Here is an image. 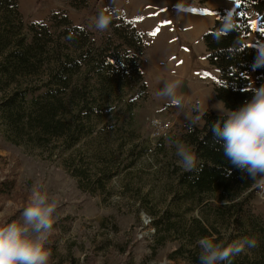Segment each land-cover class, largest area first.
<instances>
[{"label": "rangeland", "instance_id": "374dc122", "mask_svg": "<svg viewBox=\"0 0 264 264\" xmlns=\"http://www.w3.org/2000/svg\"><path fill=\"white\" fill-rule=\"evenodd\" d=\"M123 1L127 6L130 0ZM236 4V0H138L137 11L125 13L121 8L113 21L122 18L136 27L143 22L147 30L138 27L146 45L142 70L147 92L128 109L126 100L136 93L126 90L112 116L70 148L58 139L43 146L17 145L0 132V224L19 219L33 185L40 184L59 202L46 245L51 250L48 264H192L184 258H169L178 243H168L154 253L153 220L171 211L176 224L185 226L191 217L200 216L198 209L174 201L175 171L182 169L177 164L176 143L192 121L198 128L204 126L205 112L221 115L215 93L218 72L207 61L202 38L219 11L227 13ZM114 5L116 0H89L86 7L77 9L70 0H18L25 31L31 24L50 26L53 14L64 13L92 34L97 46L112 35V28L97 31L93 20ZM196 14L202 15L205 24L194 30L190 18ZM250 41L255 42L254 36ZM170 79L182 81L181 105L155 95ZM11 89L0 83V98ZM153 119L170 123L164 136H153ZM242 221L250 238L255 229L264 227V197L253 200ZM216 224L225 237L236 234L235 222Z\"/></svg>", "mask_w": 264, "mask_h": 264}, {"label": "trees", "instance_id": "16d2710c", "mask_svg": "<svg viewBox=\"0 0 264 264\" xmlns=\"http://www.w3.org/2000/svg\"><path fill=\"white\" fill-rule=\"evenodd\" d=\"M70 1L81 9L89 0ZM236 1L237 30L219 41L214 39L220 17L227 14L220 10L202 38L207 61L218 72L216 96L231 110L252 99L253 92L247 91L250 85L257 89L264 85V67L253 69L257 49L241 51L236 43L242 40L259 46L264 42V0ZM49 22L50 26L31 24L25 31L18 0H0V83L12 88L0 98V132L17 145L43 146L45 141L58 139L70 148L112 116L126 90L136 93L126 100L128 109L147 92L142 70L146 45L134 23L122 18L113 21L112 35L100 46L64 13L53 14ZM220 117L205 112L204 126L190 123L179 139L196 152L198 169L203 166L193 172L175 171L178 190L174 201L198 209L200 216L191 217L185 226L176 224L171 211L154 219V253L168 243H178L169 258L199 264L200 238L225 244L250 238L242 218L258 190L246 173L228 162L221 143L216 142L211 126ZM218 222H235L236 234L225 237ZM252 236L260 250L249 249L232 264H264V227L255 229Z\"/></svg>", "mask_w": 264, "mask_h": 264}, {"label": "clouds", "instance_id": "9594fccd", "mask_svg": "<svg viewBox=\"0 0 264 264\" xmlns=\"http://www.w3.org/2000/svg\"><path fill=\"white\" fill-rule=\"evenodd\" d=\"M120 12L121 9L115 5L105 9L94 18L92 26L97 31H107ZM237 17L234 8L223 18L220 17V26L214 33V39L219 41L236 31ZM236 43L240 45L241 51L255 47L257 56L253 69L264 67V42L259 46L246 44L242 40ZM181 85L180 79L165 80L155 95L174 105H181ZM247 91L253 92L252 99L238 109H228L222 102L216 106L223 119L220 117L211 129L216 142L221 143L224 157L231 165L246 173L253 187L258 190L257 195L264 197V85L258 89L250 85ZM199 119L197 116L196 120ZM175 154L178 166L184 171L201 170L203 165L201 163L198 169V157L190 145L177 142ZM58 203L57 197L50 196L43 185H33L30 200L19 219L0 224V264H48L51 250L46 245L57 221L55 213ZM197 245L200 248L199 264H232L236 256L258 247V242L254 237H245L225 244L202 237Z\"/></svg>", "mask_w": 264, "mask_h": 264}, {"label": "crops", "instance_id": "0c3cea01", "mask_svg": "<svg viewBox=\"0 0 264 264\" xmlns=\"http://www.w3.org/2000/svg\"><path fill=\"white\" fill-rule=\"evenodd\" d=\"M137 1L138 0H130V1H128L127 2V6L125 5V1H123V0H116V2H117V7L118 8H124L123 9V11L125 12V11H130V10H135V11H137V9L136 8H139L140 6H138L137 5ZM126 13V12H125ZM148 13H150V12H148ZM130 19H134L135 18V20H138V16H129V15H127ZM137 17V18H136ZM141 18H144V16H141ZM150 20H151V15H148V19H147V21H148V24L150 23ZM136 24H137V21H136ZM138 25V24H137ZM142 31H144L145 33H147V30L145 29V25L143 24V22L141 23V26L139 25L138 26ZM138 27H136L137 29H138ZM139 30V29H138Z\"/></svg>", "mask_w": 264, "mask_h": 264}, {"label": "built area", "instance_id": "2783aa9c", "mask_svg": "<svg viewBox=\"0 0 264 264\" xmlns=\"http://www.w3.org/2000/svg\"><path fill=\"white\" fill-rule=\"evenodd\" d=\"M170 123L161 119H153L151 122L152 134L155 138H160L171 128Z\"/></svg>", "mask_w": 264, "mask_h": 264}, {"label": "bare ground", "instance_id": "6f19581e", "mask_svg": "<svg viewBox=\"0 0 264 264\" xmlns=\"http://www.w3.org/2000/svg\"><path fill=\"white\" fill-rule=\"evenodd\" d=\"M203 17H202V15L201 14H196V15H194L193 17H191L190 18V24L192 25V28L194 29V30H196V29H199L200 28V26H204V24H202L203 23ZM205 21V20H204ZM162 32V31H161ZM167 38V37H166ZM166 40V39H165ZM162 42V41H161ZM158 43V42H157ZM161 45V44H160ZM160 45H158V47L160 46ZM159 49V48H158ZM162 49H164V47H162ZM159 51H161V50H159ZM159 51H157V52H159ZM159 55H160V53H158ZM162 54V53H161ZM164 54V53H163Z\"/></svg>", "mask_w": 264, "mask_h": 264}, {"label": "snow or ice", "instance_id": "6c2138e0", "mask_svg": "<svg viewBox=\"0 0 264 264\" xmlns=\"http://www.w3.org/2000/svg\"><path fill=\"white\" fill-rule=\"evenodd\" d=\"M156 33H152V35H155Z\"/></svg>", "mask_w": 264, "mask_h": 264}]
</instances>
